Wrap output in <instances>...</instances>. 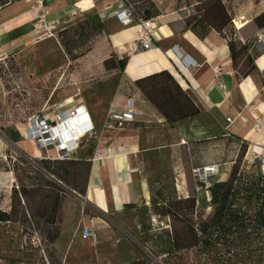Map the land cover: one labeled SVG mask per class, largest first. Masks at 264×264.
<instances>
[{"label":"rangeland","instance_id":"374dc122","mask_svg":"<svg viewBox=\"0 0 264 264\" xmlns=\"http://www.w3.org/2000/svg\"><path fill=\"white\" fill-rule=\"evenodd\" d=\"M103 1L101 13L86 12L74 21L55 23L49 32L44 33L35 21L28 32H23L25 41L11 43L7 36L0 35V136L9 145L7 155L1 159L7 171H0V211H10L12 187L53 190L43 175L47 162L56 160L39 157L36 145L22 138L18 130L26 118L37 111L52 114L58 107H67L77 100L88 111H99L107 106L119 83V76L110 77L116 72L114 47L103 30L105 27L108 31L103 21L112 13L115 0ZM123 1L132 10L150 9L160 16L174 12L184 22L195 23L202 14L199 2L203 0ZM262 1L222 0L231 18L224 34H243L236 30L235 22L252 20ZM205 29L207 26L203 25L200 31ZM242 60H238V71L245 69ZM101 142L94 138L84 140L73 159L66 160L77 165L61 173L64 181L53 180L64 191L55 226L39 218L40 210H32V219L27 206L33 203L25 204L22 199L13 215L15 221L0 222V264H201L202 257L194 249L184 250L180 256L163 253L175 232L195 227L213 213L207 190L198 182L194 170L217 165L220 176H211V183L226 179L237 166L238 186L245 183L249 170H255L248 143L231 136L180 147L152 157L149 199L118 212H101L86 202L85 194L79 193L86 187V163L92 162ZM187 197L195 200L193 210L185 208L164 215L169 203ZM235 203L242 210L254 208L247 199ZM85 227L95 234L94 240L79 237ZM54 230L58 236L51 243ZM191 239L183 234L173 242L181 245Z\"/></svg>","mask_w":264,"mask_h":264},{"label":"crops","instance_id":"0c3cea01","mask_svg":"<svg viewBox=\"0 0 264 264\" xmlns=\"http://www.w3.org/2000/svg\"><path fill=\"white\" fill-rule=\"evenodd\" d=\"M104 3L103 0H55L46 4L47 20L60 24L74 21L86 12L97 15ZM260 4L259 13L264 11V1ZM114 11L115 7L103 21L108 31L105 27L103 30L106 40L114 47L116 72L110 77L119 76V83L106 107L89 111L97 129L94 139L102 141L97 148L102 154L91 160L85 193L87 203L101 212H118L127 204L136 205L149 199L152 157L180 147L231 136L248 143L251 154H264V49L256 45L257 35L264 33V28L254 29L247 24L238 29L244 32L240 40L248 45L254 66L243 77L233 68L227 40L214 29L190 31L184 28L178 14L161 15L152 19L153 47L141 50L138 40L146 34L138 24L121 27ZM38 14L33 0H9L0 9V35L7 36L11 43L25 41L23 32L30 30ZM238 23L235 22L237 28ZM174 45L197 66L185 68L172 49ZM122 58L126 61L121 70L118 59ZM162 71L171 75L173 84L160 88L153 98L175 102L184 94L199 109L197 114L169 124L155 103L135 86V80ZM127 98L134 101L137 111L134 120L127 128L105 129L104 121L99 118H105L110 111H120ZM77 104L82 101L67 107ZM8 147L0 136V159L7 155ZM256 160L255 171L264 173V166Z\"/></svg>","mask_w":264,"mask_h":264},{"label":"trees","instance_id":"16d2710c","mask_svg":"<svg viewBox=\"0 0 264 264\" xmlns=\"http://www.w3.org/2000/svg\"><path fill=\"white\" fill-rule=\"evenodd\" d=\"M8 2L9 0H0V9ZM125 4L129 6V4ZM199 4L202 5L200 9L202 14L199 16L198 21L193 23L187 20L184 22V28L190 31H199L203 29V25H206L207 28L217 31L228 42L233 68L245 77L254 68L253 58L248 53V45L240 40L244 32L238 29L244 28L247 24L254 29L264 28V11L256 15L249 23L246 20L238 23V29L236 28V30L243 32L239 37H229L224 34V29L230 23L231 18L222 0H203ZM132 16L136 24L139 20H151L160 15L150 9L141 10L137 8V10H132ZM240 59L245 62V69L242 71L237 70L238 60ZM125 61L126 58L118 59L121 70L124 68ZM134 84L147 99L155 103L157 109L169 124L199 112V109L184 94H181L180 99L175 102L164 99L156 101L153 98L160 88L173 84V78L167 71L137 79ZM234 138L245 142L243 139ZM0 162L3 163L1 159ZM1 163L0 171H7V167L4 163ZM71 165L77 164L66 160L47 162L46 174L43 176L46 178L45 183L47 186L53 190L45 191L41 188H26L24 186L17 190L12 187L10 211H0V222L15 221L13 215L20 206L22 199L25 204L28 202L33 203H29L27 206V209L32 213L30 215L32 219H35L32 210H40L42 213L39 218H42L45 223L55 226L60 218L64 191L53 180L64 181L61 173L65 172V169ZM86 166L88 182L91 163H86ZM237 169V166H233L226 179H216L209 184L206 189L208 202L213 207L210 218L200 221L195 227L186 228L182 233L175 232L174 236L168 241L169 247L163 251L164 254L171 255V257L174 254L180 256L182 251L194 249L202 257L201 264H264V173L257 174L255 170H249L244 178L245 183L238 186V180H236ZM87 182L85 190L79 192L80 194L86 193ZM240 199L253 202V210L246 211L234 206L235 201ZM194 205L195 200L191 197L176 200L169 203V210H166L164 215L169 216L173 212H181L185 208L193 210ZM133 206L134 204H127L125 209ZM183 234L190 235L192 239L188 243L175 245L173 240L180 239ZM57 236L58 232L54 230L50 238L51 243Z\"/></svg>","mask_w":264,"mask_h":264},{"label":"built area","instance_id":"2783aa9c","mask_svg":"<svg viewBox=\"0 0 264 264\" xmlns=\"http://www.w3.org/2000/svg\"><path fill=\"white\" fill-rule=\"evenodd\" d=\"M52 1L55 0H33L34 6L39 12L36 21L44 33L49 32L55 26L54 21L47 20L46 4ZM114 5V18L121 27H129L135 24L131 7L127 6L123 0H116ZM136 24L146 34L145 38L138 40L139 48L141 50L152 48L153 20H139ZM256 45L258 48L264 49V33L261 32L257 35ZM172 49L185 68L197 66L191 58L180 54L176 45ZM136 115L137 111L134 108L133 99L127 98L120 111L108 112L103 126L108 130L123 129L134 120ZM227 120L230 122V119ZM18 131L25 141L33 142L36 145L39 157L60 161L73 159V155L80 148L83 141L93 139L97 134L91 114L84 104H77L66 108L58 107L52 111V114H45L39 111L34 112L26 118L25 123ZM101 154L102 150L96 149L91 160L98 159ZM252 156L257 159L256 161L259 162L260 166H264V154H252ZM217 172V165H209L197 168L194 170V175L197 177L198 182L207 189L210 184V177ZM95 237L92 230L86 227L81 230L82 239L94 240Z\"/></svg>","mask_w":264,"mask_h":264}]
</instances>
